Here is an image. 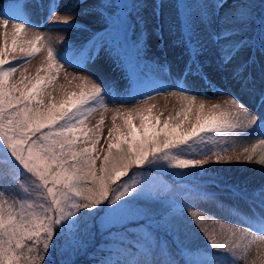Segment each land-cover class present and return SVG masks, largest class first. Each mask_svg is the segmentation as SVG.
Listing matches in <instances>:
<instances>
[{
  "label": "snow or ice",
  "instance_id": "1",
  "mask_svg": "<svg viewBox=\"0 0 264 264\" xmlns=\"http://www.w3.org/2000/svg\"><path fill=\"white\" fill-rule=\"evenodd\" d=\"M258 6L259 14L255 0H233L231 5L227 0H176L175 24L169 28L178 29L177 43L182 45L186 60L183 78L166 84L159 80L145 83L136 71L147 48L145 12L149 5L145 0H72L65 11L76 16L96 15L103 27L78 52L66 45L67 50L59 55L43 33H27V0L0 4V150L8 161L0 167V264H57L51 258L57 249L53 240L64 236L65 228L71 234L64 251L89 257L85 264H180L168 240L159 233L172 237L183 254L181 237L194 227L187 214L191 205L170 200L165 202L168 207L159 211L152 205L160 202V193L123 178L145 165L202 167L211 157L217 163L234 160L264 165V117L241 102L242 96H248L264 107V0ZM151 7L152 18L160 21L158 0ZM54 10L49 7L50 13ZM57 20L66 28L78 23L72 16ZM162 25L157 26L158 32ZM45 49L46 57L35 77L22 72L18 80L13 79L19 67ZM101 52L126 72L130 87L148 84L153 90L113 94L111 87L86 67L95 63ZM209 60L215 67L212 75L205 70ZM65 65L89 71V75L64 74L68 85L78 82L75 87L79 92L67 91L64 84L55 86ZM189 77L195 78L191 84L186 82ZM222 79L227 80V91ZM200 82L227 98L215 103L198 99L206 95L193 91ZM159 93H167L166 101L168 97L176 101L175 114L170 112L163 121V112L156 113L157 105L150 103ZM106 95L109 102L121 105L139 102L112 110L107 148L101 150V158L97 145L103 111L95 127L86 122L97 111H107ZM118 117L122 123H117ZM257 135L262 138L235 151L238 142ZM215 142L226 146L207 149V143ZM194 145L204 148L198 157L189 158L185 153ZM26 180L39 190L43 203L30 202L19 192L11 201L6 198L8 189H18ZM226 187L227 200L217 192L200 191L195 196L239 216L243 226L221 223L218 231L211 232L202 226L200 231L213 248L231 254L219 257L207 253L202 264L248 261L252 248L259 253L264 245V184L251 193L246 184ZM239 201L246 204V211L238 207ZM191 215L196 217L195 212ZM200 223L196 217L195 224ZM127 256L132 259L124 258ZM59 264L76 262L68 258ZM251 264H264V254L252 258Z\"/></svg>",
  "mask_w": 264,
  "mask_h": 264
},
{
  "label": "rangeland",
  "instance_id": "2",
  "mask_svg": "<svg viewBox=\"0 0 264 264\" xmlns=\"http://www.w3.org/2000/svg\"><path fill=\"white\" fill-rule=\"evenodd\" d=\"M31 4H39L38 0H31ZM72 2V0H60V3L53 7L55 10L53 13H49L47 9L45 11H42V14L35 16L34 13H36L38 10H29L27 9V17L31 24L26 26V31L31 36L33 33H43L44 37L47 41H49L52 45V47L56 50L57 54L59 55L62 51L60 49H57L56 42H59L58 35L62 36V38H66L67 42L66 45H70L73 49V51L78 52L82 46H85L88 44L89 39L79 41L78 37L81 36V28L83 26H92V21L94 20V15H80L76 16L74 12L65 11L67 6ZM87 2H91V0H87ZM161 7L159 9L161 13L160 21H157L152 18V5H155L157 3V0H145V3L149 5V8L146 10L145 15L148 17V22L146 24V33L147 36L149 33H151L154 30V27L158 26L161 22H163L162 27L160 28V34L161 39L164 41L165 47L167 48V53L170 58L174 56L177 58L178 56V48L176 45L171 44L170 42V36L172 35V31L168 26L165 25V20L168 19L170 15L176 16V9L174 7L176 0H158ZM211 2V0H209ZM228 5H231L233 3V0H227ZM0 4H5L2 0H0ZM32 8L33 5H31ZM50 7V5H49ZM227 7V5H226ZM35 9V8H34ZM168 10V11H167ZM167 11L165 14L164 12ZM223 11V10H222ZM260 13V12H259ZM257 13V14H259ZM65 16H72L75 21L78 23L75 25V27L66 28L62 23H59L57 18L58 17H65ZM20 22H23L21 20ZM155 23V26H154ZM39 25V26H35ZM80 26V27H79ZM9 29H11V24L9 25ZM55 34H52L51 30H56ZM146 36V37H147ZM58 37V38H57ZM9 44L11 45V39H9ZM46 49L42 51L41 53H38L35 57L31 58L30 61H27L24 63L23 67H19L17 72L14 74L13 79L18 80L20 78V74L24 72L26 76L35 77L37 68L41 66V63L43 59L46 57ZM20 61H15L13 63L18 64ZM112 66L117 67L112 61ZM68 66V65H67ZM69 67V66H68ZM87 67V66H86ZM25 68L27 69V72H25ZM118 68V67H117ZM88 69V67H87ZM67 73H74L77 75H89L88 70H82L80 67H69V69H66V71H61L56 83V87L58 88L59 85L64 84L66 85L67 91H76L79 92V89L75 87L74 82L72 85H68L67 81L64 79V74ZM126 74V72H125ZM41 75H44L43 72H41ZM127 76V74H126ZM144 73L139 76L143 77ZM166 77L163 82L166 84H175V81H179L183 78V71L178 72H167ZM195 78L189 77L187 78V83L191 84L193 83V80ZM33 82H35L33 80ZM225 85V91H227V80L224 79L221 81ZM204 84L203 82L199 83L198 88H193V91H200L206 93L204 96L198 97V99H205L212 103H215L217 101H222L223 99H226L227 97L223 96H217L213 89L209 88L208 85ZM219 85H217V88ZM152 91V89H149ZM169 90H175L174 88H170ZM59 98V93H55ZM161 93L157 94L155 96V99L150 101V103H155L157 105V108L154 109L156 113L163 112V115L161 116V120L163 121L166 119L171 112L173 115L175 114V111L173 110V105L176 104V101L172 97H168V100H163L162 96H160ZM167 95L163 96V98ZM160 96V97H159ZM253 101V100H252ZM107 104V111L104 110V124L101 126L102 134L100 143L97 145V154L103 156L102 149L107 148V144L105 143V139L108 135V128L111 127L112 121L111 117L114 114L113 109L116 108H130L133 106V104L124 103L121 105L120 103H113L109 102V99L106 98ZM131 102V101H129ZM259 106V105H258ZM179 107L178 105L176 106ZM262 107V106H259ZM264 111V107L262 108ZM254 113H258L256 109H252ZM101 112L94 113L89 120L86 122L89 127H95L97 122L100 120ZM117 123H122V120L118 117ZM214 143H207V147ZM221 142H218L217 145L213 148V145L208 147L207 149L211 150H218L222 147H225ZM240 146V147H239ZM243 146H248L246 141L238 142L237 148L235 151L240 152L242 150ZM202 148H204L203 145H194L193 149H189L185 155L189 158L192 156H199V153L201 152ZM228 154H232L231 151ZM208 155H211V152H208ZM191 156V157H190ZM8 163L5 152L3 150H0V167L6 166ZM100 161H97V168L99 167ZM152 167L158 169L163 174L171 175L175 180H191L194 182H202L199 184H189V183H183V185L176 184L174 181H167L164 175H150L149 177H142L140 172H133L131 173V178L128 180H125L126 177L123 179L128 182H132L134 180L137 182V184H147L150 186V188L160 193V202L154 203L152 206L155 209H158L159 211H164L168 205H166L165 202L170 201L169 199H174L180 202L185 201L186 196L183 194L187 193L189 194L188 197L193 201L192 206L187 209L188 218L192 220L194 227L186 234L181 237L182 240V246L185 252V256L183 258V261H185V264H195V261L205 260L207 259L206 254L211 253L214 256L224 257L228 256L230 257L231 254L224 251L223 249H219L217 246L216 248H213L211 243L208 241L207 237L204 235L203 232L200 231V228L206 227L209 232H211L212 229H216L217 231L220 228L221 223L227 224L229 227H242L243 222L240 219L239 216L231 215L227 213L224 210L219 209L214 201L211 200H203L193 193L194 190H206L207 192L210 191L206 184L204 182L211 181V178L215 181H226L230 182L233 185H240L244 186L245 184H249L248 189L249 193H251V190L253 188L259 187L260 185L264 184V174L261 173L260 170L264 165L256 164L253 162H215L214 159L209 160V163L206 165L196 166V167H190L188 169H174L166 164H158V165H151ZM216 174V175H215ZM255 175V176H253ZM185 191V192H184ZM19 192L20 195H23L27 200L30 202H33L35 204L43 203V200L40 197L39 190L35 187L34 184L30 180H26L24 182L20 183V186L18 189H8V192L6 193V198L10 201L13 199L14 193ZM184 192V193H183ZM183 193V194H182ZM182 194V195H181ZM17 201H19V196L15 197ZM223 199L226 197L223 196ZM19 205L17 204V207ZM205 210L207 214H205ZM82 210V214H83ZM93 211H96L95 209ZM195 212L196 217H198L201 221L200 224H195L196 217H192L191 213ZM67 224V222H65ZM85 227V224L80 225V230L82 231ZM57 228H60V226H57ZM162 232V231H161ZM70 230L65 228V234L63 238L69 241L70 239ZM162 238V237H161ZM169 239H172V237H167ZM98 239V238H97ZM99 240V239H98ZM58 240H55L57 242ZM58 243V242H57ZM170 246V244H169ZM59 252H62L63 255H67L69 252L64 251L63 247L57 248L54 255H57ZM264 254V245L260 246L259 253L257 252L256 247L254 246L251 251V255L248 259V261H245L243 259H240L236 262V264H251V259L256 258L258 255ZM75 255H71V259L74 258ZM63 257V256H61ZM60 257V258H61ZM58 258V257H57ZM56 258V259H57Z\"/></svg>",
  "mask_w": 264,
  "mask_h": 264
},
{
  "label": "trees",
  "instance_id": "3",
  "mask_svg": "<svg viewBox=\"0 0 264 264\" xmlns=\"http://www.w3.org/2000/svg\"><path fill=\"white\" fill-rule=\"evenodd\" d=\"M257 0H255V2H256ZM132 172H130L129 173V175L131 174ZM128 175V176H129ZM127 176V177H128ZM126 177V178H127ZM101 207H103V206H101ZM57 231H58V233H59V228H57ZM97 238L99 239V236H97ZM97 239V244H99V240ZM55 240L56 239H54L53 240V244L54 245H57V248H61V246L63 247V249H64V246H65V244L68 242V240H67V242H66V240L63 238V236L57 241V242H55ZM51 251V250H50ZM61 256H63V257H61ZM58 257V258H57ZM61 257V258H60ZM71 257V254H70V252L67 254V255H63V253L62 252H59L58 251V254L57 255H53L51 258L53 259V260H55L56 262H57V264H59V261L61 260V259H68V258H70ZM57 258V259H56ZM89 259V257H86V256H83V255H79V254H77V255H75L74 256V258H73V260L76 262V264H85V262L87 261Z\"/></svg>",
  "mask_w": 264,
  "mask_h": 264
},
{
  "label": "bare ground",
  "instance_id": "4",
  "mask_svg": "<svg viewBox=\"0 0 264 264\" xmlns=\"http://www.w3.org/2000/svg\"><path fill=\"white\" fill-rule=\"evenodd\" d=\"M242 102L245 103L246 105H248L250 108H255V105L252 104V103H250V102H249L247 99H245V98H242ZM260 138H262V137H260L259 135H257V136H252V137L249 138L247 144L249 145V144H251V143H254L256 140H258V139H260ZM260 172H261V173L263 172V174H264V167L261 168ZM253 176H255V175H253Z\"/></svg>",
  "mask_w": 264,
  "mask_h": 264
}]
</instances>
